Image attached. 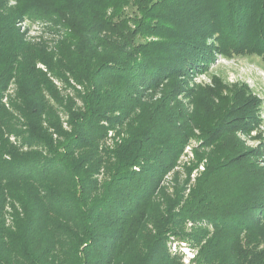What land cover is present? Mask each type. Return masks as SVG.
<instances>
[{
    "label": "trees",
    "instance_id": "1",
    "mask_svg": "<svg viewBox=\"0 0 264 264\" xmlns=\"http://www.w3.org/2000/svg\"><path fill=\"white\" fill-rule=\"evenodd\" d=\"M210 1L201 4L206 7ZM219 1L229 10L226 21L212 15L204 19L206 27L198 37L176 34L171 46L167 40L158 43L159 38L167 28H175V22L195 16L189 1L178 6L176 0H153L148 7L135 4L142 13L139 34L148 40L131 44L137 53L133 62L112 55L92 75L86 66L83 77H76L75 67H67L83 88L74 89L79 106L70 99L63 109L60 91L48 74L40 72L46 83L42 87L55 90L41 98L19 93L20 99L14 98V107L8 109L2 103L8 78H1L5 82L0 86V264H185V253H172L167 244L166 234L176 235L173 213L170 220L168 211L164 216L159 210L160 221L168 226L156 224L153 234L148 231L159 181L176 157H168L172 154L163 144L154 149L146 127L112 149L101 143L109 130L126 126V119L140 114L142 94L159 87L161 81L194 76L218 56L264 59V0ZM128 10L132 13L127 16L137 17L133 7ZM243 14L257 22V37L239 32L243 21L239 26L236 20ZM210 41L220 46L211 48ZM62 114L67 117L66 127ZM252 184L238 214L222 218L191 209L187 217L193 222L206 219L224 232L252 231L261 221L258 214L264 223V190ZM175 216L182 222L189 220L182 213ZM189 263L215 264V260L197 252Z\"/></svg>",
    "mask_w": 264,
    "mask_h": 264
},
{
    "label": "rangeland",
    "instance_id": "2",
    "mask_svg": "<svg viewBox=\"0 0 264 264\" xmlns=\"http://www.w3.org/2000/svg\"><path fill=\"white\" fill-rule=\"evenodd\" d=\"M152 1L0 0V86L5 82L1 78L7 77L9 83L1 92L2 103L10 109L14 107L13 99H20L21 94L30 92L34 98H41L56 87L63 109L69 106L70 99L79 106L74 89L83 88L76 85L75 76L67 67H75L76 74L83 77L89 68L92 75L112 55L120 54V60L123 57L133 62L137 53L131 50V44L148 40L139 34L142 13L135 4L148 7ZM186 1L176 0V5L189 1L195 16L180 19L175 28H170L167 20L169 28L161 29L162 40L159 38L158 43L167 40L171 46L176 43L172 37L177 35L198 37L206 27L204 19L212 15L218 21L227 20L229 10L222 1L211 0L206 7L202 0ZM132 7L137 17L127 16ZM118 13L120 19L116 17ZM241 16L236 20L239 26L243 21L239 32L257 37V22L248 14ZM224 39L228 40L226 35ZM208 46L215 48L220 44L210 41ZM40 72L48 74L54 88L42 87L46 83ZM142 96L137 110L140 114L128 117L122 128H111L101 146L112 149L114 144L121 145L127 136H136L146 127L151 132L153 148L163 144L172 154L168 157H176L159 181L157 202L162 204L157 206L156 202L150 208V234L155 232L156 224L168 226L158 215L159 210L164 216L168 211L170 220L174 214L172 229L176 235L166 234L167 244L172 253H185V264H192L189 261L197 252L205 253L215 264H264V223L260 214L261 221L250 232H224L206 219L193 222L187 217L191 209L222 218L238 214L243 206L241 199L252 183L260 184L264 190V59L218 56L196 75L185 79L171 77ZM61 116L66 127L67 117ZM175 213H182L189 220H177ZM181 237L187 239V244L182 243ZM148 238L145 234L143 242ZM138 248L139 244L134 253Z\"/></svg>",
    "mask_w": 264,
    "mask_h": 264
}]
</instances>
